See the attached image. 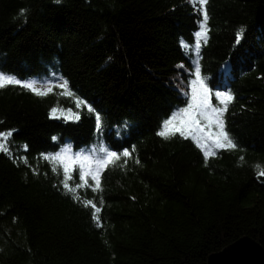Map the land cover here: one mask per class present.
Instances as JSON below:
<instances>
[{"label":"trees","instance_id":"obj_1","mask_svg":"<svg viewBox=\"0 0 264 264\" xmlns=\"http://www.w3.org/2000/svg\"><path fill=\"white\" fill-rule=\"evenodd\" d=\"M0 74V264L264 247V0H0ZM198 84L210 151L168 127Z\"/></svg>","mask_w":264,"mask_h":264},{"label":"rangeland","instance_id":"obj_2","mask_svg":"<svg viewBox=\"0 0 264 264\" xmlns=\"http://www.w3.org/2000/svg\"><path fill=\"white\" fill-rule=\"evenodd\" d=\"M7 76L0 74V82L7 81ZM208 89L198 84L192 93L190 106L182 110L178 115H175L169 123L168 127L177 129L186 135L193 137L195 140L207 150H213L222 145L221 129L219 120V111L210 106ZM211 109L207 111L208 109ZM1 137V136H0ZM5 138V136H4ZM4 140L0 139V144ZM68 153V154H67ZM66 153V159L69 162L76 161L81 168L92 169L101 164L96 152L91 149L87 153H76L75 155ZM74 157H71V156ZM65 159V158H64Z\"/></svg>","mask_w":264,"mask_h":264},{"label":"water","instance_id":"obj_3","mask_svg":"<svg viewBox=\"0 0 264 264\" xmlns=\"http://www.w3.org/2000/svg\"><path fill=\"white\" fill-rule=\"evenodd\" d=\"M206 264H264V247L254 238L244 235L210 253Z\"/></svg>","mask_w":264,"mask_h":264}]
</instances>
